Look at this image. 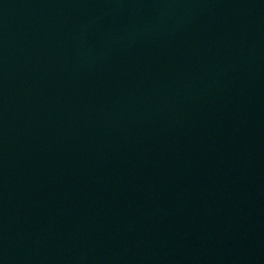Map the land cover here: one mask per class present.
I'll return each mask as SVG.
<instances>
[{"label": "water", "instance_id": "1", "mask_svg": "<svg viewBox=\"0 0 264 264\" xmlns=\"http://www.w3.org/2000/svg\"><path fill=\"white\" fill-rule=\"evenodd\" d=\"M0 264H264V0H0Z\"/></svg>", "mask_w": 264, "mask_h": 264}]
</instances>
